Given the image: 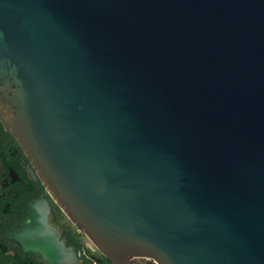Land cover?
<instances>
[{
    "label": "water",
    "instance_id": "1",
    "mask_svg": "<svg viewBox=\"0 0 264 264\" xmlns=\"http://www.w3.org/2000/svg\"><path fill=\"white\" fill-rule=\"evenodd\" d=\"M0 121L114 263L264 264V0H0Z\"/></svg>",
    "mask_w": 264,
    "mask_h": 264
},
{
    "label": "flooded vegetation",
    "instance_id": "2",
    "mask_svg": "<svg viewBox=\"0 0 264 264\" xmlns=\"http://www.w3.org/2000/svg\"><path fill=\"white\" fill-rule=\"evenodd\" d=\"M37 206L48 207L46 221L59 233V238H64L67 246L75 249L76 264H116L90 244L62 212L15 136L0 121V264H48V259L29 247V230L24 232L23 247L18 241L19 226Z\"/></svg>",
    "mask_w": 264,
    "mask_h": 264
},
{
    "label": "trees",
    "instance_id": "3",
    "mask_svg": "<svg viewBox=\"0 0 264 264\" xmlns=\"http://www.w3.org/2000/svg\"><path fill=\"white\" fill-rule=\"evenodd\" d=\"M78 247H79L80 249H82V248H83L81 245H78ZM86 250H87V249H86ZM86 250H85V251H86Z\"/></svg>",
    "mask_w": 264,
    "mask_h": 264
},
{
    "label": "rangeland",
    "instance_id": "4",
    "mask_svg": "<svg viewBox=\"0 0 264 264\" xmlns=\"http://www.w3.org/2000/svg\"><path fill=\"white\" fill-rule=\"evenodd\" d=\"M88 242L90 243V244H92V242L88 239ZM93 245V244H92Z\"/></svg>",
    "mask_w": 264,
    "mask_h": 264
},
{
    "label": "built area",
    "instance_id": "5",
    "mask_svg": "<svg viewBox=\"0 0 264 264\" xmlns=\"http://www.w3.org/2000/svg\"><path fill=\"white\" fill-rule=\"evenodd\" d=\"M81 253V252H80ZM83 253V252H82Z\"/></svg>",
    "mask_w": 264,
    "mask_h": 264
}]
</instances>
